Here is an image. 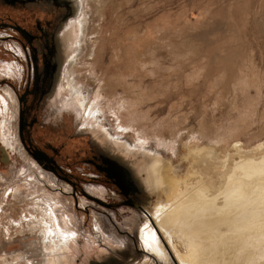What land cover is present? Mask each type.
<instances>
[{"label": "rangeland", "instance_id": "1", "mask_svg": "<svg viewBox=\"0 0 264 264\" xmlns=\"http://www.w3.org/2000/svg\"><path fill=\"white\" fill-rule=\"evenodd\" d=\"M260 143L264 0H0V264H161L140 241L169 198L151 171L231 169Z\"/></svg>", "mask_w": 264, "mask_h": 264}, {"label": "bare ground", "instance_id": "2", "mask_svg": "<svg viewBox=\"0 0 264 264\" xmlns=\"http://www.w3.org/2000/svg\"><path fill=\"white\" fill-rule=\"evenodd\" d=\"M190 152L204 162L218 157L210 145ZM234 163L231 169H186L178 180L171 166L151 171L169 197L154 203L140 230L154 259L170 264V246L182 264H264V154Z\"/></svg>", "mask_w": 264, "mask_h": 264}, {"label": "flooded vegetation", "instance_id": "3", "mask_svg": "<svg viewBox=\"0 0 264 264\" xmlns=\"http://www.w3.org/2000/svg\"><path fill=\"white\" fill-rule=\"evenodd\" d=\"M27 0H21V2H26ZM46 1H48V0H46ZM57 2H58V4H60L61 3V1H63V0H56ZM77 6H78V4L76 3V9L74 8V10H71L70 11V13L71 12H73L72 13V16L70 15V16H68L67 15V18H66V22H65V24H64V26L62 27V29L61 30H59L58 31V34H61L62 35V37L64 38V34L65 33H67V31L66 32H64V30H63V28H65L66 27V25L74 18V16H75V14L77 13ZM15 26V29H18L19 31H21L22 33H24V34H26L27 33V30L24 28V27H22L21 25H14ZM66 29H68V28H66ZM64 33V34H63ZM60 36V35H59ZM74 38V35L71 33V36H70V38H69V41H65L64 40V51H63V54H62V58L60 59V58H56V57H54V59H55V64H60V62H62V63H64V58L67 56V53H68V50H67V52H66V48H67V45H69V43H70V41L72 40ZM46 44H44V45H42V50H39V51H46ZM50 53H53L52 54V56L54 55V48L53 49H51V47H50ZM33 55H34V59L35 60H38V58L40 57V54L39 53H35L34 51H33ZM45 55H47L46 53H45ZM19 56V55H18ZM40 59V58H39ZM62 60V61H61ZM2 66H1V69L4 71V73L6 74V76H7V78H10V79H13L14 77H16V75H20L21 76V79H23V71H24V68H23V64H21L20 62H18V61H16V60H12V61H7V63L6 64H1ZM35 68V79L37 78V72H38V70H37V68H38V66L36 67V66H34ZM36 83V82H35ZM34 83V84H35ZM97 143V142H96ZM146 169H153V168H151L149 165H147V167H146ZM151 209H149V211H150ZM143 211V210H142ZM148 211V212H149ZM145 212V211H144ZM148 212L145 214L146 215V217H147V215H148ZM146 217H145V219H146ZM145 221V220H144ZM141 230V229H140ZM140 241H141V238H140ZM153 257V256H152ZM118 262H120V263H122V261H120V259H119V261H117L116 262V264L118 263ZM149 263L150 264H153V263H151L150 261H149Z\"/></svg>", "mask_w": 264, "mask_h": 264}]
</instances>
